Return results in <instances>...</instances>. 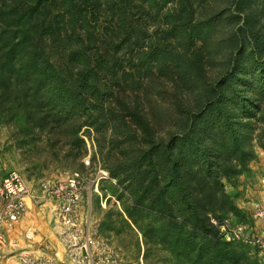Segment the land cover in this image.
Returning a JSON list of instances; mask_svg holds the SVG:
<instances>
[{
  "label": "rangeland",
  "instance_id": "rangeland-1",
  "mask_svg": "<svg viewBox=\"0 0 264 264\" xmlns=\"http://www.w3.org/2000/svg\"><path fill=\"white\" fill-rule=\"evenodd\" d=\"M19 1L0 0V62L10 15L28 6ZM89 4L96 15L52 1L63 15L60 44H77V69H61L62 85L97 67L86 110L65 87L52 92V76L0 70V178L15 170L35 186L105 172L104 207L89 199L115 264H193L201 239L177 236L179 224L189 227L188 205L207 208L210 241L230 244L225 264H264L245 241L264 204V0ZM49 214L32 211L26 224L50 237ZM199 256L211 264L207 247Z\"/></svg>",
  "mask_w": 264,
  "mask_h": 264
},
{
  "label": "built area",
  "instance_id": "built-area-1",
  "mask_svg": "<svg viewBox=\"0 0 264 264\" xmlns=\"http://www.w3.org/2000/svg\"><path fill=\"white\" fill-rule=\"evenodd\" d=\"M85 168L89 160L84 159ZM107 175L98 170L88 180L78 171L63 179L40 180L30 185L15 170L0 178V264H115L109 240L99 233V218L92 211L90 197L97 195L104 207L106 198L99 192ZM263 206V207H262ZM255 209L258 229L245 241L264 257V204ZM49 212L50 237L41 236L27 215ZM215 225L214 221H211Z\"/></svg>",
  "mask_w": 264,
  "mask_h": 264
},
{
  "label": "trees",
  "instance_id": "trees-1",
  "mask_svg": "<svg viewBox=\"0 0 264 264\" xmlns=\"http://www.w3.org/2000/svg\"><path fill=\"white\" fill-rule=\"evenodd\" d=\"M23 1L28 4L27 9L22 11L18 16L16 14L10 15L12 17V22H10L11 30L9 27L10 38L7 45L4 46L0 70L9 63V69H12L14 74H18L21 71L24 74L30 72L34 75V79L52 76L54 80L47 84L50 90L53 92L60 86L65 87L70 93L74 94L72 105H80L81 108L86 110L88 104L85 102V91L88 86L94 87L88 84V75L96 71V64L93 68L82 69L79 73L74 74L76 80H74L72 85H62L63 79L59 75L61 69H71L72 71L77 69L73 62L74 55L77 52V44L70 42L71 46L68 48L60 44L59 39L62 33L60 26L62 27V22L60 24L57 20L63 18L61 9L52 12V9L55 7V5L52 7V1L54 0ZM68 4L71 10L72 8L83 9L80 15L89 14L88 16H92L97 13L96 9L92 8V4H89V0H68ZM18 5L14 4L13 8L18 9ZM44 12L47 13L43 14ZM90 23L94 24L96 22L92 19L87 21V24L90 25ZM73 33L71 32L72 35H74ZM81 48L86 52L89 47L86 44L81 46ZM24 54L26 57L21 60V56ZM103 56L104 54L99 55L98 60ZM93 63H96L95 60ZM37 79L34 86H37L39 83ZM218 94L219 92H216V97ZM87 121V118H85L84 122L88 123ZM187 210L189 211L187 214L188 218H185L184 221L189 224V227L185 226V224H179V231L181 233H178L177 236L182 234L185 238L188 236L190 239L189 234H191L197 235L201 239L196 250L198 256L193 264H200L201 258L199 254L206 247L210 252L208 263L225 264V258L232 254L233 249L228 246L230 244H220L217 241H210L209 237L214 232V227L206 216L207 208L188 205ZM207 236L209 237L207 238ZM180 251L188 254L192 251V248L183 247L180 248Z\"/></svg>",
  "mask_w": 264,
  "mask_h": 264
}]
</instances>
